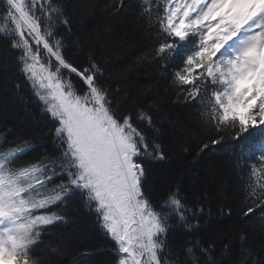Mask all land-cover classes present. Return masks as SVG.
Listing matches in <instances>:
<instances>
[{"label":"snow or ice","instance_id":"1","mask_svg":"<svg viewBox=\"0 0 264 264\" xmlns=\"http://www.w3.org/2000/svg\"><path fill=\"white\" fill-rule=\"evenodd\" d=\"M8 83L36 111L0 127V264H81L50 239L77 200L100 264H264V0H0Z\"/></svg>","mask_w":264,"mask_h":264},{"label":"trees","instance_id":"2","mask_svg":"<svg viewBox=\"0 0 264 264\" xmlns=\"http://www.w3.org/2000/svg\"><path fill=\"white\" fill-rule=\"evenodd\" d=\"M134 79L138 84L146 82V77L142 75L134 77ZM22 95L23 99L12 83H8L6 87L0 86V127L19 125L21 122L26 125L31 124V113L36 109L29 100L31 97L30 89L25 88ZM30 104L31 106H29ZM166 150L170 151L171 159L153 164L150 173L151 180L161 190H165L176 181H180L181 188L190 192L194 183L203 179L204 163L190 165L187 157L178 149ZM230 152V148L224 149L225 154ZM30 158L31 156L25 157V159ZM65 215L67 223L61 224L50 239L71 248L75 258L80 260L81 264H100L105 258L104 255H80V253L86 250H98L110 242L96 232L92 225V217L79 200L73 202L65 210Z\"/></svg>","mask_w":264,"mask_h":264}]
</instances>
